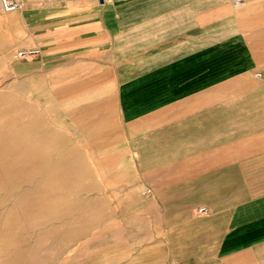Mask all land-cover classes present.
Returning a JSON list of instances; mask_svg holds the SVG:
<instances>
[{
  "label": "crops",
  "instance_id": "obj_1",
  "mask_svg": "<svg viewBox=\"0 0 264 264\" xmlns=\"http://www.w3.org/2000/svg\"><path fill=\"white\" fill-rule=\"evenodd\" d=\"M28 5L31 76L69 133L131 159L165 216L190 211L186 264H264V102L231 100L264 77V0Z\"/></svg>",
  "mask_w": 264,
  "mask_h": 264
},
{
  "label": "rangeland",
  "instance_id": "obj_2",
  "mask_svg": "<svg viewBox=\"0 0 264 264\" xmlns=\"http://www.w3.org/2000/svg\"><path fill=\"white\" fill-rule=\"evenodd\" d=\"M23 1L8 13L0 5V264H186L190 211L165 216L159 191L136 186L131 159L101 156L69 133L46 79L31 76L38 57L17 58L30 41L21 12L48 2ZM255 77L231 100L264 102V77Z\"/></svg>",
  "mask_w": 264,
  "mask_h": 264
},
{
  "label": "built area",
  "instance_id": "obj_3",
  "mask_svg": "<svg viewBox=\"0 0 264 264\" xmlns=\"http://www.w3.org/2000/svg\"><path fill=\"white\" fill-rule=\"evenodd\" d=\"M236 4L243 3L245 0H234ZM1 8L4 12H13L16 10L24 9L26 6V3L23 0H0ZM40 54V51L35 48L31 49H25V50H19L17 52V58L19 59H33L35 57H38ZM258 77H261V73L256 74ZM199 212L202 214L206 213V208L201 207L199 208Z\"/></svg>",
  "mask_w": 264,
  "mask_h": 264
},
{
  "label": "bare ground",
  "instance_id": "obj_4",
  "mask_svg": "<svg viewBox=\"0 0 264 264\" xmlns=\"http://www.w3.org/2000/svg\"><path fill=\"white\" fill-rule=\"evenodd\" d=\"M16 15H18V14H15L14 16H16Z\"/></svg>",
  "mask_w": 264,
  "mask_h": 264
}]
</instances>
